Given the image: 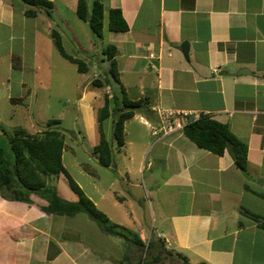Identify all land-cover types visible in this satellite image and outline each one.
<instances>
[{
	"label": "crops",
	"instance_id": "1",
	"mask_svg": "<svg viewBox=\"0 0 264 264\" xmlns=\"http://www.w3.org/2000/svg\"><path fill=\"white\" fill-rule=\"evenodd\" d=\"M48 1L54 6L51 14L32 8L36 15L29 18L24 12L30 7L21 0H0V46L5 45L0 60L2 54L10 60L7 76L16 74L12 81L19 92L7 96L11 103H23L29 92L25 79L49 67L51 31L62 42L69 39L65 29L70 27L58 10L75 12L77 0ZM94 1L103 5L100 39L116 49L120 82L123 76L136 78L130 87L137 94L132 100L147 99L146 107L125 122L121 149L127 144L129 152H145L137 171L152 169L154 157L148 155L153 152H160L164 164L160 180L148 185L96 180L88 191L79 187L111 223L130 230L144 244L160 240L150 249L147 264H185L179 256L188 264H264V229L246 213L264 219V0H86L88 7ZM110 9L121 12L127 31L108 29ZM183 43L188 45L185 56ZM14 57L18 66L12 65ZM102 65L108 71L109 62L106 69ZM6 83L10 85L9 78ZM121 85L128 95L125 81ZM85 95L80 108L89 113V121L83 117V133L92 149L98 133L90 101L97 94ZM168 112L174 114L169 120L163 117ZM183 113L189 119L204 114L227 124L246 144L247 175L234 166L228 152L216 156L189 141L180 125ZM130 123L134 128L127 140ZM128 159L132 162L133 156ZM74 196L61 197L75 201ZM30 200L28 204L0 195V264L138 262L140 251L132 242L93 228L77 219L79 214H47L42 210L47 202L35 194ZM140 204L157 217L154 234L145 233L144 218L136 209Z\"/></svg>",
	"mask_w": 264,
	"mask_h": 264
},
{
	"label": "trees",
	"instance_id": "2",
	"mask_svg": "<svg viewBox=\"0 0 264 264\" xmlns=\"http://www.w3.org/2000/svg\"><path fill=\"white\" fill-rule=\"evenodd\" d=\"M21 1L30 7L24 12V15L29 18H33L36 15V11L32 8L43 9L49 14L50 10L53 9L52 2L48 0ZM75 14L78 19L89 25V28L93 31L94 38L100 39L102 37L104 10L103 5L99 1H94L88 7L86 0H77ZM108 29L113 32L127 31L128 26L119 10H109ZM51 37L56 50L64 60L75 65L78 73L84 74L88 72L89 67L86 62L74 58L64 51L61 37L56 30L51 31ZM102 54L109 62L107 72L110 78L105 77L103 82L93 79L91 85L110 87L113 93L111 97L104 98L103 106L97 110L96 128L98 140L92 151L97 157L98 164L107 168L113 163V146L105 137L103 130L104 121L110 116L113 117V145H115L117 151H120L124 145L125 122L133 117L135 110L146 107L147 99L132 100L128 97L125 88L120 82L115 60V47L107 45ZM13 59L17 60L18 58L14 57ZM113 83L114 85H112ZM115 85L118 90L113 89ZM59 124V120H49L46 123L45 130L40 135L35 136L27 134L26 131L20 128L14 129L11 135L0 134V195L11 201L29 204L31 203L30 196L35 194L47 202V205L42 208L43 212L47 214L66 217L84 214L102 232L132 242L142 253L145 244L136 235L132 234L130 230L111 223L106 215L97 209L94 203L83 193L82 189L63 166L62 152L69 148L65 142V136L56 128H52ZM182 132L199 149L216 156H222L225 152H228L234 166L241 173L247 175L246 144L230 132L227 124L218 122L209 115L201 114L198 118L188 119L182 127ZM81 168L87 173L94 175L93 170L87 165L81 164ZM59 176L66 180L71 191L77 196V200L67 201L63 199L54 185L47 184L48 179H55ZM245 190H249L248 187L245 186ZM246 213L255 219L258 227L264 229V219L249 212ZM154 243H160V240L157 239L147 243L148 254H150V249ZM161 252L162 250H160ZM179 257L185 264H188L184 257ZM144 264H147V262Z\"/></svg>",
	"mask_w": 264,
	"mask_h": 264
},
{
	"label": "rangeland",
	"instance_id": "3",
	"mask_svg": "<svg viewBox=\"0 0 264 264\" xmlns=\"http://www.w3.org/2000/svg\"><path fill=\"white\" fill-rule=\"evenodd\" d=\"M58 11L66 19L68 27H70V29H65L69 39L63 38L62 45L64 51L72 57L86 62L89 70L84 74L78 73L76 66L64 60L54 45L49 46L46 50V59L48 57L49 67L44 68L40 74H31V77L25 79V87L29 90L27 99L21 104H15L11 103L7 96L16 97L18 95V86L14 85L12 81L17 76L14 73H11L9 77L7 76L10 60L6 58L5 54H2L1 57L4 60H0V134L11 135L14 129L20 128L29 135H40L45 130L46 123L49 120H59L60 124L52 128H56L65 136V141L69 148L63 151V165L68 169L72 179L86 191H88L89 184L96 182V180L100 182L116 180L121 184H135L142 183L143 181L145 185H148L151 180H160L158 176L162 175L161 170H163L164 164L160 152H153L148 155V159L152 158V156L154 157L152 161L153 166L150 171L144 172L142 170L137 171V167L141 156H144L145 152H129L127 144L125 148L121 149L123 151H117L113 147V163L111 168H104L95 161L88 137H85L83 133L85 124L83 117L88 122L89 113L82 112L80 100L87 93L94 92L97 94L95 100L91 99L92 101H90L93 109V120L96 122L97 110L103 106L104 98L111 97L113 93L110 87L91 85L93 79L103 82L105 77L110 78L108 72L102 70L99 66V64L102 65L104 63L102 66L106 69L105 66L108 65V61L102 57V49L105 47L103 44L107 40L105 37L103 40L94 39L91 29L87 27V23L77 18L74 9L70 12L69 10L65 11V9L60 8ZM52 13L56 15L55 12ZM104 23L106 26L107 17H105ZM72 37H75V40L71 39ZM4 47L5 45L0 46V52ZM12 61V65L18 66V60L13 59ZM7 77L10 79L9 86L6 83ZM124 81L127 87L130 88L134 85L133 83L136 81V78L123 76L121 82ZM113 89L118 90L116 85L113 86ZM136 95V92L130 88L129 98L134 99ZM112 124V116L103 123L104 134L110 144H113ZM132 124L130 123L126 126L127 140L131 138V132L134 128ZM94 132L96 135L95 130ZM129 155L133 156L132 162L128 159ZM80 163L90 167L96 177L89 176L84 172L79 165ZM47 182L48 184L55 185L63 198L67 200L75 199L74 194L63 177L48 179ZM137 198L140 199L139 194ZM150 206L153 208V204ZM147 207L144 204H140L139 208L136 209L138 210L137 213L144 218L145 233L150 234L153 231L156 232L158 220L150 207L148 209ZM76 218L84 220L93 228L96 227V224L83 214H79ZM142 255L143 253L140 252L139 261L142 260ZM148 257L149 254L147 253L146 258L143 259V261L145 260L144 263L148 261ZM181 262L184 263L183 260Z\"/></svg>",
	"mask_w": 264,
	"mask_h": 264
},
{
	"label": "built area",
	"instance_id": "4",
	"mask_svg": "<svg viewBox=\"0 0 264 264\" xmlns=\"http://www.w3.org/2000/svg\"><path fill=\"white\" fill-rule=\"evenodd\" d=\"M150 57L153 58V55H150ZM173 115H174V114H173L172 112H168V113H166V114H163V117H164L165 119L169 120L170 118L173 117ZM188 116H189V114H187V113L180 114V117H179V118L182 120V121H180V125H182V127H183V125L186 123V121L189 119ZM192 119H194V118H192ZM180 125L178 124V126H180ZM147 243H148V242H147ZM147 243L145 244V247L143 248V251H142V253H143V255H142V260L139 261L138 264H144V261H145V260L143 261V259L146 258V254H147V247H146Z\"/></svg>",
	"mask_w": 264,
	"mask_h": 264
},
{
	"label": "water",
	"instance_id": "5",
	"mask_svg": "<svg viewBox=\"0 0 264 264\" xmlns=\"http://www.w3.org/2000/svg\"><path fill=\"white\" fill-rule=\"evenodd\" d=\"M88 18H89V15H88ZM91 33H92V35H93V31H92V30H91ZM187 50H188V45H187V43H183V44L181 45V52H182V54H183L184 56L186 55ZM241 71H245V70L242 69Z\"/></svg>",
	"mask_w": 264,
	"mask_h": 264
}]
</instances>
